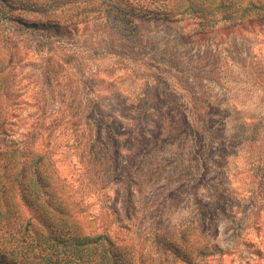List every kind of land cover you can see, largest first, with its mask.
Returning a JSON list of instances; mask_svg holds the SVG:
<instances>
[{"label": "rangeland", "instance_id": "1", "mask_svg": "<svg viewBox=\"0 0 264 264\" xmlns=\"http://www.w3.org/2000/svg\"><path fill=\"white\" fill-rule=\"evenodd\" d=\"M134 23L127 34L122 22L95 18L56 42L12 23L23 54L19 117L0 134V150L38 124L34 147L52 154L94 227L118 237L133 264H264L255 157L222 134L218 115L197 113L203 95H219L218 72L233 80L234 61L245 58L259 93L238 99L264 109V24L199 31L192 18Z\"/></svg>", "mask_w": 264, "mask_h": 264}, {"label": "trees", "instance_id": "2", "mask_svg": "<svg viewBox=\"0 0 264 264\" xmlns=\"http://www.w3.org/2000/svg\"><path fill=\"white\" fill-rule=\"evenodd\" d=\"M32 12L58 15L59 19L29 20L26 13ZM95 18L116 19L125 25L127 34H135L136 19L172 22L192 18L199 31L218 26L246 29L254 22L264 24V0H0V134H7L19 117L17 66L23 54L18 35L11 32L12 23L20 24L18 30H37L56 42L64 30H74ZM246 60L234 61L233 80L226 82L227 70L218 72L225 80L215 81L219 95L215 100L209 93L203 95L207 100L197 113H206L204 117L211 121L218 115L224 123L212 127H220L223 135L230 133L255 157L256 176L264 189V109L249 110L238 99L248 101L259 93ZM46 77H50L49 68ZM37 125L31 137L11 141L0 150V257L8 264H133L118 237L94 227L82 198L61 176L52 154L34 147Z\"/></svg>", "mask_w": 264, "mask_h": 264}]
</instances>
